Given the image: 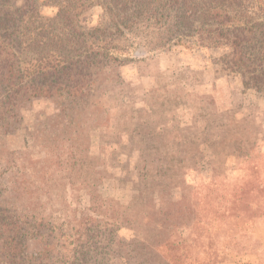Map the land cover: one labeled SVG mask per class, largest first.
Returning a JSON list of instances; mask_svg holds the SVG:
<instances>
[{
  "label": "rangeland",
  "instance_id": "1",
  "mask_svg": "<svg viewBox=\"0 0 264 264\" xmlns=\"http://www.w3.org/2000/svg\"><path fill=\"white\" fill-rule=\"evenodd\" d=\"M6 3L21 6L24 0H6ZM41 8L47 16L58 11L54 4ZM104 15L103 8L95 5L85 12L82 22L91 28ZM159 37L153 35L152 39L144 40L140 30L130 35L133 59L121 66L124 82L109 95L113 101L108 102L111 124L92 132L91 153L100 164L102 178L99 192L111 205L129 206L139 198V189L145 184L140 169L145 161L164 171L169 184H175L177 171L195 187L196 200L201 198L199 218L216 219L220 212L228 217L242 216V220L235 221L229 217V222L223 224L229 230L221 232L227 231L229 238L219 232L211 240L204 235L198 238L201 254L213 241L216 243L214 251L219 257L210 264H240L239 257H244L242 264H258L259 260L264 264V193L258 191L264 187V93L244 92L241 77L224 70L220 58L227 52L226 48L204 47L196 43L194 36L186 35L180 44L166 43L165 47L156 49L164 41L163 35ZM63 105L61 99L36 98L22 109L21 128L11 135L0 132V204L4 214L9 219L29 216L26 220L33 225L45 218V236L53 241V231L59 232L54 241L59 242L62 253L55 254V264H138L131 246L123 250L116 243V234L128 240L133 236V231L127 228L116 232L114 216L119 213L99 215L89 210L91 202L85 189L75 191L70 187L71 182L85 186L86 177L81 172L75 179L70 178L64 167L51 162L62 153L56 147L53 149L55 137L72 136L61 126L60 121L67 120L58 117ZM215 107L220 112L216 119L222 118L223 122L233 120L237 111H242L238 117L245 122L247 130L238 131L232 124L227 130L226 125L215 122L210 113ZM148 119L151 128L144 124ZM155 129L160 138L154 147L157 150L140 149L138 141L144 132ZM235 138L239 142H234ZM5 147L18 153L13 157ZM170 176H174L173 181ZM160 179L161 175H155L156 181ZM45 180L48 190H54L51 196L41 190ZM59 183L63 185L56 189ZM240 188L244 190V202L237 199L238 207L233 206L227 213L219 210V206L223 208V200L228 202L233 200V195H240ZM173 191L176 196L183 192ZM182 194L186 195V210L191 198L189 188ZM148 198L149 193L135 207L149 212ZM86 214L94 216L101 228L95 230L97 235L92 238L84 236L83 247L79 248L84 254L77 259L67 258L63 245L68 243V249L78 245L81 238L77 234L78 223ZM237 225L245 235L238 239L230 234ZM199 233H205L204 229ZM179 234L188 239L190 229L182 226ZM191 254L194 255L193 251ZM188 263L199 262L188 259Z\"/></svg>",
  "mask_w": 264,
  "mask_h": 264
},
{
  "label": "trees",
  "instance_id": "2",
  "mask_svg": "<svg viewBox=\"0 0 264 264\" xmlns=\"http://www.w3.org/2000/svg\"><path fill=\"white\" fill-rule=\"evenodd\" d=\"M45 4H54L57 13L45 15L41 10ZM95 5H100L105 15L89 28L82 18ZM136 30H140L144 40L163 35L164 41L156 49L165 47L166 43L180 44L186 35L194 36L196 43L204 47L226 48L227 52L220 58L224 70L241 77L244 92L264 93V0H24L21 6L0 0V132L11 135L21 128L22 109L34 99L63 100L58 117L67 120L60 121L61 126L72 136L56 135L53 149L62 151L66 159L59 154L51 162L64 167L70 178L75 179L81 172L86 177L85 186L71 182L70 187L75 191L85 189L91 202L89 210L99 215L119 213L114 216L116 232L127 228L133 231V236L128 240L116 234L117 245L123 250L131 246L138 264H192L188 259L210 264L219 257L214 251L216 243L213 241L203 255L201 245H197L198 238L204 235L211 240L219 232L227 239L230 235L221 231L229 228L223 224L229 222V217L235 221L242 220V216L228 217L220 212L216 219L199 218L201 198L196 200L195 187L177 171L175 184H169L164 171L145 161L140 168L145 184L139 189V198L129 206L111 205L98 189L102 178L100 164L91 153L92 132L111 124L108 102L113 101L109 95L124 82L120 68L133 59L130 35ZM241 112L237 111L233 120L223 122L222 118L216 119L220 114L217 107L210 111L215 122L223 123L227 130L232 124L238 131L247 130L245 122L238 117ZM144 115L149 116L148 111ZM144 124L151 128L149 119ZM158 133L157 129L146 130L138 141L140 149L157 150L154 147L160 140ZM233 141L239 142L237 138ZM5 148L13 157L18 153ZM155 175H161V179L156 181ZM174 176H170L172 181ZM61 185H55L56 189ZM188 188L191 198L184 210L186 195L182 193ZM48 189L45 180L41 190L51 196L54 190ZM176 189L183 192L176 196L173 191ZM258 191L264 193V187ZM243 192L240 188L239 196L233 195V200L228 202L223 200V208L219 206V210L227 213L233 206L238 207L237 199L244 202ZM147 193L146 206L150 211L143 212L135 206ZM26 217L29 218L23 215L9 219L0 204V264H55V254L62 253L59 242L54 241L59 232L53 231L52 241L45 236V218L33 225ZM78 224L77 234L81 236L78 245L69 249L68 243L63 245L67 258L77 259L84 254V250H79L84 236L92 238L97 235L95 230L101 228L89 214ZM182 226L190 229L188 239L179 234ZM202 229L205 233L200 234ZM232 229L230 234L235 238L245 236L238 225ZM244 261V257L237 260L240 264Z\"/></svg>",
  "mask_w": 264,
  "mask_h": 264
}]
</instances>
